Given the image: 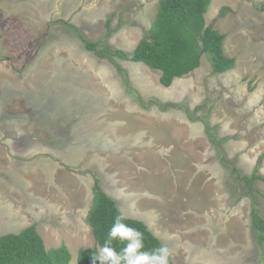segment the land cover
I'll return each instance as SVG.
<instances>
[{
    "label": "rangeland",
    "instance_id": "374dc122",
    "mask_svg": "<svg viewBox=\"0 0 264 264\" xmlns=\"http://www.w3.org/2000/svg\"><path fill=\"white\" fill-rule=\"evenodd\" d=\"M160 0H0V236L35 225L77 263L95 246L93 187L144 222L173 264H264V0H212L235 67L166 88L131 54ZM225 15H222V13Z\"/></svg>",
    "mask_w": 264,
    "mask_h": 264
},
{
    "label": "trees",
    "instance_id": "16d2710c",
    "mask_svg": "<svg viewBox=\"0 0 264 264\" xmlns=\"http://www.w3.org/2000/svg\"><path fill=\"white\" fill-rule=\"evenodd\" d=\"M211 3L212 0H160L149 34L140 40L130 55L110 46L99 48L97 43L87 41L86 48L102 58L115 56L143 63L160 72V84L166 88L177 78H184L197 70L204 54L209 55L214 73H225L235 67L236 60L224 52L226 34L213 25H207L205 15ZM241 179L250 193L255 191L253 185L256 181H264V177L256 170ZM120 214L123 213L116 201L96 181L92 206L87 215L95 246L79 249L78 264H93L92 255L96 253L98 246H103L116 216ZM250 217L254 236L263 244L264 218L255 206ZM125 223L144 233L146 250L164 246L144 222L127 217ZM113 246L119 251L124 245L113 241ZM71 260L72 255L66 245L48 249L35 225H30L19 233L0 236V264H70ZM170 264H173L172 258Z\"/></svg>",
    "mask_w": 264,
    "mask_h": 264
},
{
    "label": "clouds",
    "instance_id": "9594fccd",
    "mask_svg": "<svg viewBox=\"0 0 264 264\" xmlns=\"http://www.w3.org/2000/svg\"><path fill=\"white\" fill-rule=\"evenodd\" d=\"M123 214L117 215L103 246L92 255L93 264H170L172 252L167 246L146 250L144 233L125 223ZM113 241L124 246L117 251Z\"/></svg>",
    "mask_w": 264,
    "mask_h": 264
}]
</instances>
